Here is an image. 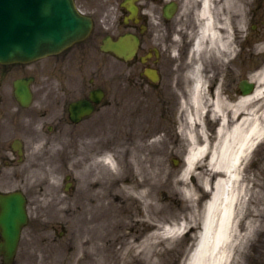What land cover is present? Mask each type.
Here are the masks:
<instances>
[{"label":"rangeland","instance_id":"obj_1","mask_svg":"<svg viewBox=\"0 0 264 264\" xmlns=\"http://www.w3.org/2000/svg\"><path fill=\"white\" fill-rule=\"evenodd\" d=\"M187 5L184 8L183 16H189L194 8L192 2ZM248 11V37L240 45L239 55H234L230 62H223L216 58L208 59L212 67L226 72H234L232 78L236 79L233 81L246 79L254 71L264 66V0H253ZM98 62L100 64L104 62L102 78L104 81L107 80L104 87L109 90L107 92L108 100L84 124L85 134L78 145L79 153L75 157L66 158L65 153L67 151L56 144L49 149L29 145L32 148L27 149L26 161L19 166V169L13 170L11 166H7L0 170V172L3 170L0 180L2 190L22 189L29 198L30 220L23 231L15 264H71L73 260L77 261L76 264H87L85 261L89 258L87 260L85 257L78 259L79 253L76 251L81 243V229H89V226L94 227L89 234L93 238L98 234L102 236L103 228L102 222L98 224L94 220L84 224V210L87 213L85 218H91L95 213L102 216L105 212L116 211V213L125 212L124 218L141 214V216L146 215L147 219H152L153 222L158 220V222L170 224L177 218L178 220L183 219L186 212L193 211L192 215L196 218L201 216L202 203L210 196V193L205 192L206 195L196 196L193 200L187 198L182 193L180 183H178V179H181L185 169L184 156L191 147L186 133H182L179 128L181 121H183L180 116V101L176 102V107L168 106L166 101L168 98L162 97L160 87L150 89V97L144 99L142 96L144 91L138 92L135 87H132L130 85L132 79L129 80L126 73L120 76H112L109 79L112 72L116 71L117 68L121 72L126 68V65L119 64L114 58H105L103 61L98 60ZM15 69L13 75L17 74L16 76L11 74L6 76L0 69V94H11L13 89L11 80L9 82L4 77L13 79L23 71H32L28 68ZM95 69L91 67L89 70ZM34 73H37V76L41 74V72L36 71ZM48 77L50 76H40L35 85L48 86V83L44 82L47 80L53 84L52 78L46 79ZM87 77L93 76L89 73ZM234 84L235 82L231 85L232 90L235 89ZM163 99L164 101H162ZM214 121L211 119L209 123V126H214L213 129H210L213 134L217 125ZM27 136V138H31L28 133ZM98 152L114 153L120 168L123 167L122 159L127 161L130 153L133 154L131 156L138 159V164L131 165L133 169L129 174L131 181H120L118 186L123 185L124 187L118 193L109 183H106V189L88 186V182L94 178H106L102 177L104 170L95 159ZM7 153L9 150L0 151V157ZM126 153L128 156H125ZM252 156L247 168V175L253 178L255 174H258L259 183L264 187L262 175L264 143L258 145L256 153ZM174 159H178L179 163L175 164ZM86 163L94 164L88 175L84 172ZM50 169H55L58 188L48 187L46 184ZM68 175L72 176L69 190L67 189L68 180L66 178ZM135 177L139 180L146 177L149 189L153 183L156 184V189L153 192L156 197L155 201H157L155 208L151 206L152 200L148 199V206L144 211L139 201L136 202L128 196L125 184H130ZM187 179L191 180L189 177ZM103 192V196L112 193L115 195L108 199L102 198ZM127 200L130 202H126ZM110 202L114 204L112 209H108ZM99 204H102L103 208H100ZM251 204L252 206L255 205L253 202ZM261 207L264 208L263 205ZM140 218V216L133 217V219ZM137 230L139 234H149L154 229ZM128 231L134 232L131 225L123 232L117 231L116 233L121 234ZM182 237L178 240H165L157 248L159 253L162 250L163 255L156 253L152 261L147 264H152L151 262L158 264L160 257H164L160 264H188L190 252L195 246L196 235L195 232H191ZM108 239L112 240L113 238L111 236ZM150 243H154V240ZM263 243L264 219L261 233L249 240L242 252H240L242 248L239 247L233 264H264ZM122 244L118 242L115 245L120 248ZM100 246L107 247V240L101 241ZM100 251V253L95 252L93 256L89 257L92 259H97L99 256L103 257L101 253L104 250L101 249ZM103 253L107 254V252ZM0 264H3L1 258Z\"/></svg>","mask_w":264,"mask_h":264},{"label":"bare ground","instance_id":"obj_2","mask_svg":"<svg viewBox=\"0 0 264 264\" xmlns=\"http://www.w3.org/2000/svg\"><path fill=\"white\" fill-rule=\"evenodd\" d=\"M197 1L200 3L197 28L192 35V50L184 74L188 87L186 95L180 101V116L183 121L179 128L182 133H186L191 147L185 155V169L178 183L184 196L192 200L196 196L205 195V192H209L211 196L203 208L200 231L195 247L190 252L188 264H233L239 247L242 252L247 242L261 233L264 219V208L261 207L264 206V187L259 183L258 174L253 178L247 175L252 155L256 153L257 146L264 143V66L247 79L249 83L256 85L251 94L223 97L222 81L211 90L204 74L205 63L214 58L230 62L234 55H239V47L248 37V8L253 0ZM186 6L187 4H183V8ZM207 112L218 123L214 136L210 132L213 128L209 126L211 120L205 116ZM131 155L133 154L130 153L127 161L122 159L123 167L120 168L114 153L98 152L95 159L104 170L102 177L106 178H94L88 182V186L106 189V183H109L118 193L124 187L118 186L119 182L131 181V165L139 163ZM88 164L84 165L86 175L94 166L93 163ZM50 170L46 184L48 187L58 188L55 169ZM190 174L192 180L187 179ZM262 175L264 177V167ZM125 187L128 196L139 201L144 211L148 206V199L152 200V207L157 206L153 193L156 184L153 183L149 189L146 177L140 180L135 177ZM103 195L104 192L102 198L108 199L115 193ZM251 202L255 205L252 206ZM102 204H99L100 208H103ZM113 205L110 202L108 209H112ZM84 214L86 216V210ZM124 215L125 212L108 211L102 216L97 213L91 218L84 216V224L90 220L98 224L102 222L103 235L98 234L92 238L89 234L94 227L82 228L81 243L76 249L78 259L89 258L90 260L85 261L87 264H147L156 253L163 255L162 250L159 253L157 248L165 240H178L185 229L197 226L196 217H187L182 223L167 225L158 220L153 222L146 215H142L143 218L141 214L130 215V218H124ZM138 216L142 219H133ZM130 225L134 232L116 233L123 232ZM147 228L154 230L149 234L137 232V229ZM111 236L113 239L109 240ZM103 240H107V247L100 246ZM153 240L154 243H150ZM118 242L123 243L120 248L115 245ZM101 249L107 254L102 252L103 257L97 256V259L89 257L95 252L100 253ZM163 258H159L158 264ZM76 262L73 260L71 264Z\"/></svg>","mask_w":264,"mask_h":264},{"label":"flooded vegetation","instance_id":"obj_3","mask_svg":"<svg viewBox=\"0 0 264 264\" xmlns=\"http://www.w3.org/2000/svg\"><path fill=\"white\" fill-rule=\"evenodd\" d=\"M126 1L77 0L81 11L93 20V29L88 38L46 59L44 63L0 65L6 76H16L13 75L15 68L32 70V73L23 71L13 79L4 77L9 82L11 80L13 89L11 94H0V151L9 150V153L0 157V170L7 166L13 170L19 169L26 161L27 149L32 148L29 145L49 149L56 144L67 151L66 158L79 153L78 145L85 134L84 124L108 100L109 90L104 87L107 80L102 78L104 62L100 64L98 60L114 58L119 64L126 65L121 72L119 68L112 72L109 79L126 73L128 79H132L130 85L138 92L144 91V99L150 97V89L160 87L162 97L168 98V106L176 107V102L186 95L188 84L184 74L192 49L191 36L197 28L199 1L133 0L138 15L128 20L129 12L123 7ZM190 2L194 4L191 14L182 16L183 4ZM125 33H133L140 38L138 53L132 60L123 61L111 52L102 50L109 36L116 40ZM91 67L96 69L89 70ZM35 71L41 74L37 76ZM89 73L93 77L88 78ZM233 73L216 69L210 62L205 63L204 74L211 90L219 86L221 81L224 83L223 97L234 98L243 94L241 79L233 81L236 79L232 78ZM42 75H49L46 79L52 78L54 83L43 80L48 86H36L37 79ZM150 75L156 76L158 82H153ZM28 77H33L30 85L32 98L25 106L15 93L14 82ZM233 82L234 90L231 89ZM87 102L93 106L91 114L87 113ZM73 115L78 120H74ZM27 133L31 138H27ZM15 190H2L0 187V192Z\"/></svg>","mask_w":264,"mask_h":264},{"label":"water","instance_id":"obj_4","mask_svg":"<svg viewBox=\"0 0 264 264\" xmlns=\"http://www.w3.org/2000/svg\"><path fill=\"white\" fill-rule=\"evenodd\" d=\"M91 26V20L77 11L74 0H0V62H30L59 53L87 37ZM138 42L128 34L104 49L130 59ZM243 86L246 93L253 90L247 81ZM27 220L22 193L0 194V255L5 264L14 263Z\"/></svg>","mask_w":264,"mask_h":264}]
</instances>
